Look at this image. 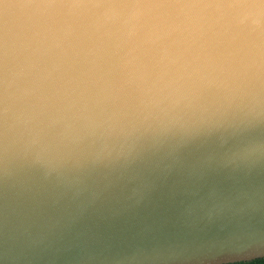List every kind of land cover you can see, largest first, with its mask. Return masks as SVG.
Returning a JSON list of instances; mask_svg holds the SVG:
<instances>
[{
	"label": "water",
	"instance_id": "1",
	"mask_svg": "<svg viewBox=\"0 0 264 264\" xmlns=\"http://www.w3.org/2000/svg\"><path fill=\"white\" fill-rule=\"evenodd\" d=\"M256 256L264 0H0V264Z\"/></svg>",
	"mask_w": 264,
	"mask_h": 264
},
{
	"label": "trees",
	"instance_id": "2",
	"mask_svg": "<svg viewBox=\"0 0 264 264\" xmlns=\"http://www.w3.org/2000/svg\"><path fill=\"white\" fill-rule=\"evenodd\" d=\"M233 264H264V258L256 260V261L240 262V263H233Z\"/></svg>",
	"mask_w": 264,
	"mask_h": 264
},
{
	"label": "clouds",
	"instance_id": "3",
	"mask_svg": "<svg viewBox=\"0 0 264 264\" xmlns=\"http://www.w3.org/2000/svg\"><path fill=\"white\" fill-rule=\"evenodd\" d=\"M261 257H264V256H256L251 259H248L247 261H256V260H259ZM228 264H230V262H228Z\"/></svg>",
	"mask_w": 264,
	"mask_h": 264
}]
</instances>
